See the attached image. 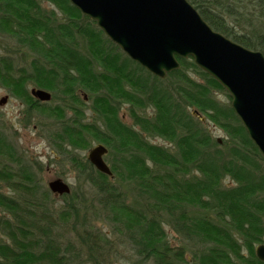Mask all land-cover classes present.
I'll return each mask as SVG.
<instances>
[{
    "label": "trees",
    "instance_id": "1",
    "mask_svg": "<svg viewBox=\"0 0 264 264\" xmlns=\"http://www.w3.org/2000/svg\"><path fill=\"white\" fill-rule=\"evenodd\" d=\"M189 2L212 30L264 55V0ZM1 41L0 85L77 187L53 195L0 117V264H264V158L191 56L154 76L69 0H0ZM92 142L107 148L111 176L81 154Z\"/></svg>",
    "mask_w": 264,
    "mask_h": 264
},
{
    "label": "water",
    "instance_id": "2",
    "mask_svg": "<svg viewBox=\"0 0 264 264\" xmlns=\"http://www.w3.org/2000/svg\"><path fill=\"white\" fill-rule=\"evenodd\" d=\"M93 19L105 36L126 56L152 75L165 78L179 67L176 56H191L194 64L210 74L231 96L230 105L264 158V55L227 39L203 21L188 0H69ZM38 101L51 93L30 89ZM0 99V105L7 101ZM107 148L97 144L87 158L99 172L112 175L104 161ZM54 195L70 193L61 178L47 183ZM264 261V244L255 250Z\"/></svg>",
    "mask_w": 264,
    "mask_h": 264
},
{
    "label": "rangeland",
    "instance_id": "3",
    "mask_svg": "<svg viewBox=\"0 0 264 264\" xmlns=\"http://www.w3.org/2000/svg\"><path fill=\"white\" fill-rule=\"evenodd\" d=\"M189 1V0H188ZM190 3V2H189ZM191 4V3H190ZM43 7H47L49 9H53L54 6L51 4L43 1ZM192 5V4H191ZM236 18V17H235ZM235 24L238 25L237 22ZM234 24V25H235ZM241 27L240 25H238ZM235 30H237V27H234ZM0 45L4 46L5 43L1 41ZM4 54V51L0 49V55ZM33 87L31 83L27 85L28 90ZM217 97L220 101H226L227 97L219 92H217ZM3 97H7V101L0 105V117L5 122L7 126H10L9 133H11L13 136V139L17 141L18 146H20L21 149H23L26 153H28L33 158L37 159L43 164L44 170L40 174V177L42 178L43 184L47 187V183L54 178H61L62 180L66 181L69 185V187L76 188V179L75 176L69 171V167L67 165L60 166L56 164L55 162H52V158L54 157V151L50 148L49 145H47L46 139L41 135H39V131L37 130L36 126L33 124V119L30 120V122H27L26 120H23L25 118V115L22 113L24 104H22L19 99L12 97L11 94L2 86L0 85V99ZM122 119L130 123L131 120H129V116L127 115V112H123ZM85 120H90V113L87 111ZM203 122L205 127L208 128L211 135L218 140H221L224 138V132L218 128L215 127L212 123L207 121L203 118ZM153 142L157 144L164 143L163 140L159 139H152ZM93 146H95L97 143L92 142ZM92 146V147H93ZM89 149H85V151L81 152L82 155L87 156V152ZM225 183L230 184V180L225 181ZM100 223V222H99ZM98 223V225H99ZM119 262V261H118ZM116 264H120V263ZM122 263V261H121ZM81 264V263H80Z\"/></svg>",
    "mask_w": 264,
    "mask_h": 264
}]
</instances>
